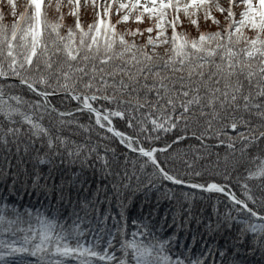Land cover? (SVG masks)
<instances>
[{
  "label": "snow or ice",
  "instance_id": "obj_1",
  "mask_svg": "<svg viewBox=\"0 0 264 264\" xmlns=\"http://www.w3.org/2000/svg\"><path fill=\"white\" fill-rule=\"evenodd\" d=\"M7 4L10 22L0 10V264H264V0ZM89 5L93 20L85 25L81 8ZM65 8L74 23H65ZM201 17L216 30L200 31ZM184 20L197 35L178 31ZM146 21L143 29L117 27ZM85 114L86 124L78 119ZM73 128L87 136L76 139ZM189 139L199 143L190 150L209 158L211 149H225L224 172L214 173L223 182H194L204 175L195 170L202 156L189 162L178 147ZM111 141L138 154L131 170L128 153L118 155ZM202 193L222 194L231 207L213 206L205 221ZM189 235L192 244L184 242Z\"/></svg>",
  "mask_w": 264,
  "mask_h": 264
},
{
  "label": "trees",
  "instance_id": "obj_2",
  "mask_svg": "<svg viewBox=\"0 0 264 264\" xmlns=\"http://www.w3.org/2000/svg\"><path fill=\"white\" fill-rule=\"evenodd\" d=\"M0 4H1V1H0ZM0 10H2L4 12L6 22H10L12 18H10V17L8 18L7 17L8 10L4 9V6H1ZM215 15L217 16V14H215ZM65 21H66V19H65ZM91 22H92V20L88 19V20L83 21L82 23L86 25V24L91 23ZM65 23L66 24H72V23H68V22H65ZM147 26H149V25H144V24L137 25L135 22H131L128 25H124V24L117 25L118 29L121 30V31H123L125 29V27L132 28V29L140 27L141 29H143V28H145ZM216 27L217 26L214 23H212L210 20L205 22L204 19H202V18L200 19V31H214V30H216ZM168 31H169V35H170V31L171 30L169 29ZM178 31H186V32L190 33L193 36L198 34L196 28L191 26L190 23L187 20H184V23H183L182 27H178ZM153 35H155V33H153ZM146 37H147V33L144 34V37L137 36V37H135V39H136V41L138 43H140L144 39H146ZM127 38L130 39V40L133 39L132 37H127ZM0 82H2V79H0ZM95 106L100 107V104H96ZM78 119L80 120L81 123H85V124L87 123L86 114H85L84 117H78ZM113 120H114V123L116 124V127L118 128V130L126 131L128 133L132 132V129L128 128L126 123L124 121H121L120 118H113ZM45 123H47V121H45ZM72 131L77 133L75 138L79 139L81 141L87 136V134L83 133L82 130H77V129L73 128ZM108 135H110V134H108ZM188 135L191 136V133H189ZM92 139L95 142V140H96L95 132H93ZM173 139H174V137H173ZM212 143H215V141H213ZM109 146L117 148L118 155L121 152L128 153V156H129V169L130 170H131V163H130L131 160L139 159L138 154L131 153L129 150L124 148L122 145H119L118 141L109 142ZM145 146L147 147L148 145L146 144ZM153 146L162 147L163 146V142H158V143L154 144ZM190 146H191V148H198L199 147V143L197 141H195L194 139H189V140H186L185 142L181 143L178 147L180 149H183L184 151L188 152V156L186 157V159H188L189 162H192L196 155L202 156L201 159L195 160V170L203 171L204 175H203V177L201 179L193 178L194 182H198V183L212 182V181L223 182L221 177L215 176L214 173L216 171H219L221 173L224 172V169H225V166H226L225 165V160H224L225 149L224 148H219V149L213 148V149H211L212 155L209 158L207 153H203V152L195 153L194 151L190 150ZM217 152H219V161L217 160V156H216ZM122 159H123V157L121 156V160ZM161 159H163V157H161ZM169 167L170 168H176V169H178L181 172L184 171L183 163H175V164L170 163ZM228 167L230 169L231 161L228 162ZM137 171H138V165H137ZM147 171L151 172V168L147 169ZM88 175L89 176L92 175L90 170L88 172ZM235 176H236V173H233L232 188H233L234 191H236L237 195H240L241 194V189L239 188L238 185L235 184ZM142 178H143V176H142ZM101 181H102L101 187H103L104 184H107L108 187L111 188L110 179L109 180H104L102 175H99L98 179H97V182L100 183ZM133 183H135V181H133ZM166 183L170 187H173V190L175 192H177V193H180L181 191H188L191 194V192L195 191L198 197L201 195V191L199 189L192 190V189L187 188L186 186H172L170 184V182H166ZM93 187H95V185H93ZM202 195L204 197V200L201 202V204L204 207L205 221L207 220V217L213 213V206H216L221 213L227 212L228 209L231 207L230 202L225 197H223L222 194H219V193H213V194L202 193ZM23 199H24V203H28L29 202V197L28 196H24ZM32 203H35V198H32ZM37 206H39V205H37ZM45 207H47V202H45ZM102 207L107 208V204H104ZM112 207L113 208L116 207L115 202H113ZM108 223L111 224L112 221L109 220ZM130 224H131V221H129V225ZM192 227L195 228L196 225L193 223ZM181 239H184L183 233H181ZM198 239H199V236H198ZM184 242L187 243V244H192L191 235H189L187 237V239H185ZM201 243H203V242L201 241ZM192 246H193V249L195 250V252H199L200 251V245L199 244H193Z\"/></svg>",
  "mask_w": 264,
  "mask_h": 264
},
{
  "label": "rangeland",
  "instance_id": "obj_3",
  "mask_svg": "<svg viewBox=\"0 0 264 264\" xmlns=\"http://www.w3.org/2000/svg\"><path fill=\"white\" fill-rule=\"evenodd\" d=\"M0 1H1L0 7H1V6H4V9L8 10V12H7V17H8V18H9V17L12 18V17L10 16V14H9L10 9H9L8 4H7V0H0ZM23 2H24V0H17V3H18V4H21V5H22ZM221 2H222V3H225L226 0H221ZM64 11H65V13H66V16H65L66 21H65V22H68V23H74L73 18H72L70 15H67V13H68V9L65 8ZM216 14H217V18H218V19H221V21H222V17L219 15V13H216ZM201 18L203 19V17H201ZM88 19L93 20V10H92V8H91L90 5H89L87 8H84V7L81 8V22H83V21H85V20H88ZM112 19H113V22H115L116 17L113 16ZM222 22H223V21H222ZM130 23H131V22H129L128 24H130ZM149 23H150V22L146 21V22L144 23V25H149Z\"/></svg>",
  "mask_w": 264,
  "mask_h": 264
},
{
  "label": "water",
  "instance_id": "obj_4",
  "mask_svg": "<svg viewBox=\"0 0 264 264\" xmlns=\"http://www.w3.org/2000/svg\"><path fill=\"white\" fill-rule=\"evenodd\" d=\"M0 79H2V78H0Z\"/></svg>",
  "mask_w": 264,
  "mask_h": 264
}]
</instances>
